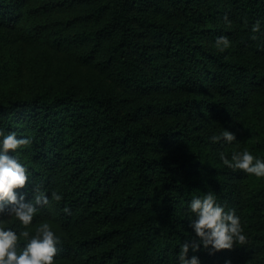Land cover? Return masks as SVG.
<instances>
[{
  "label": "trees",
  "instance_id": "16d2710c",
  "mask_svg": "<svg viewBox=\"0 0 264 264\" xmlns=\"http://www.w3.org/2000/svg\"><path fill=\"white\" fill-rule=\"evenodd\" d=\"M257 20L264 0H0V74L2 60L20 71L23 51H50L99 67L117 85L0 93V128L32 137L18 150L31 183L18 191L32 199L40 184L63 194L33 218L61 236L55 264H179L192 233L187 201L205 191L237 210L248 239L189 257L264 264V177L219 159L244 147L264 157ZM218 35L232 42L223 52ZM224 127L237 140L212 142Z\"/></svg>",
  "mask_w": 264,
  "mask_h": 264
},
{
  "label": "clouds",
  "instance_id": "9594fccd",
  "mask_svg": "<svg viewBox=\"0 0 264 264\" xmlns=\"http://www.w3.org/2000/svg\"><path fill=\"white\" fill-rule=\"evenodd\" d=\"M223 21L225 25L232 24L227 13ZM262 23L257 20L252 24L254 39L255 34L262 31ZM213 43L216 49L223 52L232 42L227 35H218ZM209 139L214 143L229 144L237 140L235 133L226 127L219 134L213 133ZM31 143V136H18L14 130L6 132L0 128V264H55L61 244V236L48 220L33 225V218L40 211V205H47L50 199L60 201L63 194L54 190L49 194L40 184L32 186V199H28V192L18 191L31 183L32 175L18 150ZM219 159L231 169L264 177V157L254 155L247 147L235 148L230 155L219 151ZM65 211L69 209L65 208ZM186 211L190 214L188 220L195 235L191 233V239L181 243L179 264H201L198 255L189 257L190 250L195 253L201 246L214 253L246 244L248 238L241 216L235 208L226 209L219 203L212 191L192 196L187 201ZM16 221L19 223L16 224Z\"/></svg>",
  "mask_w": 264,
  "mask_h": 264
},
{
  "label": "rangeland",
  "instance_id": "374dc122",
  "mask_svg": "<svg viewBox=\"0 0 264 264\" xmlns=\"http://www.w3.org/2000/svg\"><path fill=\"white\" fill-rule=\"evenodd\" d=\"M14 48V44H10ZM16 50V49H14ZM26 51V50H25ZM23 51L18 62L20 71L8 66V61L2 60L5 65L0 76V93L12 96H26L32 93L39 85L52 88H61L69 83H75L81 88L115 89L116 82L112 76L95 65H86L74 60L68 54L60 52H38L34 56ZM3 49H0V54ZM14 61L16 56L14 55ZM16 65V64H15Z\"/></svg>",
  "mask_w": 264,
  "mask_h": 264
}]
</instances>
